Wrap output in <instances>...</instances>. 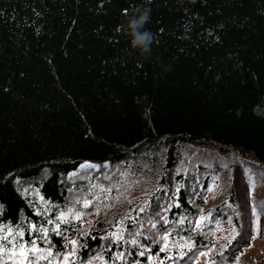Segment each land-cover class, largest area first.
Segmentation results:
<instances>
[{"label":"trees","instance_id":"trees-1","mask_svg":"<svg viewBox=\"0 0 264 264\" xmlns=\"http://www.w3.org/2000/svg\"><path fill=\"white\" fill-rule=\"evenodd\" d=\"M145 11L148 53L129 28ZM127 164L147 196L116 230L68 215V264H194L230 209L205 207L219 174L229 204L246 188L264 215V0H0V235L51 247L56 264L70 246L52 231L60 214L129 203L113 187ZM231 214L236 235L203 264H230L254 235Z\"/></svg>","mask_w":264,"mask_h":264},{"label":"rangeland","instance_id":"rangeland-1","mask_svg":"<svg viewBox=\"0 0 264 264\" xmlns=\"http://www.w3.org/2000/svg\"><path fill=\"white\" fill-rule=\"evenodd\" d=\"M130 166L129 164L122 166L125 169H121L118 175V178L113 182L114 188H119L118 197L115 198L116 201L119 200L120 197L126 195L129 200V203H113L111 202V198L105 196L106 206L101 209L96 206L89 205L85 207V201H89L88 199H84L82 202L81 208L75 211L76 213L81 214V222L83 223V229L88 230V228H92L95 226L96 222L104 220L106 225H114L116 226L118 222L121 221L123 216H120L121 213L125 214L129 212L130 203H133L134 200L143 202L144 196H147L149 190L151 189V180L147 176H135L133 173L126 170V167ZM180 170V168L178 169ZM81 177L86 180L82 184L90 185L92 182H98L95 177L84 174ZM90 178V179H89ZM89 179V180H88ZM241 189L245 188L243 185L245 184L244 180L241 179ZM110 185H112L110 183ZM100 189H103L100 186ZM211 189V191H209ZM262 189V188H261ZM88 191H91V187ZM234 194V193H233ZM229 191L226 189V179L222 174L216 175L213 177L211 184L207 190V198L205 207H215L216 205H220L221 203H225L230 207L229 211L224 214V216H220L218 219L214 221L213 228L211 230L210 237L213 239V244L210 248L205 249L202 253H206V255H200L199 260L194 264H203L207 258L214 253L215 250L222 248L226 242L231 240L234 235H236V226L234 224V219L231 214L232 209L238 210L241 214L242 221L241 223L250 228V232L253 233V236L248 240V245L245 246L239 255L238 264H264V225L262 230V223L264 221V215L259 216V234L256 235L255 232V220H256V211L253 213V205L251 204L252 194L249 189H244L238 191V195L236 198V202L238 205L232 206L229 204ZM79 198V197H78ZM78 198H75L74 201H77ZM140 206H143L142 203ZM93 207V208H92ZM73 210V209H72ZM76 210V208H74ZM201 217H205V219L209 218V210L202 212L195 223L197 225L198 221H201ZM119 219V220H118ZM204 219V220H205ZM202 220L201 223L204 221ZM118 227L116 226L114 229L116 230ZM0 240L4 237H7L6 234L0 235ZM9 240H13L11 237H8ZM74 240V239H71ZM165 246H172L170 242H164ZM28 246V245H27ZM2 251H0V264H19L20 258L17 256L15 261L9 260V252L8 248L11 247L10 244L5 242L0 246ZM72 251V246L70 245L63 254L56 260H53L56 264H65L63 257L67 253ZM31 258V257H30ZM41 261V260H40ZM39 261V262H40ZM35 264V260L33 261ZM230 264H237V259H235Z\"/></svg>","mask_w":264,"mask_h":264},{"label":"snow or ice","instance_id":"snow-or-ice-1","mask_svg":"<svg viewBox=\"0 0 264 264\" xmlns=\"http://www.w3.org/2000/svg\"><path fill=\"white\" fill-rule=\"evenodd\" d=\"M209 191H211V189H209ZM90 203H91V201H85L84 206L88 207L90 205ZM253 213L255 214V206H253ZM68 215H71L72 218L75 219V220H80L81 219V214L80 213L73 212L72 209H69L67 214H65V213H61L60 214V217H58V221L59 222L55 223V227L52 229V231L55 232L56 235H60L66 240V243L64 245L65 247H67L69 244L72 246V251L67 253L63 257V260H64L65 264H68L70 259L75 257L76 250H77V244H78L77 240L67 241V238H66V236H64V233L59 231L61 223H69V220L67 219ZM204 219H205V217H201V221L204 220ZM201 221L197 222V227L199 226ZM48 223L52 224L53 221L49 220ZM32 230L40 232V233H43V235L41 236V240L47 242V236H48V231H49L48 228L37 229L36 226L33 225L32 226ZM255 232H256V235L259 234V216L258 215L256 216V220H255ZM111 235H116V234L113 233ZM16 236L19 237L20 241H22L24 233L22 231H19V232L16 233ZM116 238L117 239H122L121 236H116ZM253 238H255V236H253ZM4 240L8 244L11 245V247L7 249V251L9 252V260L10 261H15L17 256H18L20 258L19 264H33L34 260H35V264H39L40 260H46V261H48V264H51V259L50 258L53 257V253H52V248L51 247H49L47 249L46 254H43L45 250L40 249V248L37 247L36 240H32L31 241V246H27L26 243H24V242L17 243L15 238L13 240H9L8 237H4ZM0 251H2V249H0ZM140 255L143 256L144 253L141 252ZM201 255H206V253H201ZM117 258L118 259H122L123 258V253L118 254ZM238 261H239V257H237V264H238ZM89 264H91V262H89Z\"/></svg>","mask_w":264,"mask_h":264},{"label":"clouds","instance_id":"clouds-1","mask_svg":"<svg viewBox=\"0 0 264 264\" xmlns=\"http://www.w3.org/2000/svg\"><path fill=\"white\" fill-rule=\"evenodd\" d=\"M148 19V12L145 11L139 17H134L129 21L132 46L140 48L143 53H148L150 51L149 45L153 40V35L150 31H141Z\"/></svg>","mask_w":264,"mask_h":264}]
</instances>
